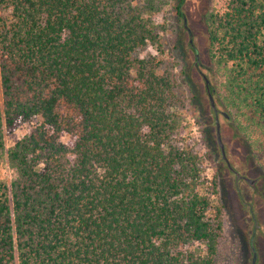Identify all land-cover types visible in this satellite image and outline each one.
I'll use <instances>...</instances> for the list:
<instances>
[{"label":"trees","instance_id":"obj_1","mask_svg":"<svg viewBox=\"0 0 264 264\" xmlns=\"http://www.w3.org/2000/svg\"><path fill=\"white\" fill-rule=\"evenodd\" d=\"M156 10L0 0V153L7 130L32 125L7 151L0 264H216L218 180L186 136L175 68L143 53L160 43ZM206 24L230 115L262 163L264 0H222Z\"/></svg>","mask_w":264,"mask_h":264},{"label":"rangeland","instance_id":"obj_2","mask_svg":"<svg viewBox=\"0 0 264 264\" xmlns=\"http://www.w3.org/2000/svg\"><path fill=\"white\" fill-rule=\"evenodd\" d=\"M152 1L157 4L152 19L161 29V39L143 53L162 61L163 68H175L180 81L186 136L206 162L207 175L218 180L216 202L222 208L223 228L216 264H264V162L250 157L246 137L239 130L241 123L230 115L229 100L224 97L227 94L225 69L214 64L210 54L206 17L222 6V0H186L185 21L177 16V0ZM191 38L197 52L191 47ZM204 76L215 88L213 96L218 115L212 109ZM217 117L232 166L242 176L254 180L253 185L244 179L237 182L236 175L222 158ZM31 127L29 123H21L6 131V150L0 153V182L14 180L7 151Z\"/></svg>","mask_w":264,"mask_h":264},{"label":"water","instance_id":"obj_3","mask_svg":"<svg viewBox=\"0 0 264 264\" xmlns=\"http://www.w3.org/2000/svg\"><path fill=\"white\" fill-rule=\"evenodd\" d=\"M191 43H193V40L191 38ZM210 101H211V105H212V109L213 111L215 112L216 115L219 114V110L218 108L216 107V102H215V99H214V96L212 94H210ZM217 140H218V144H219V147H220V150H221V154H222V158L225 160V162L227 163L228 165V168L231 172H233L235 175H236V179H237V182H239L240 180H246L248 183H250L251 185H253L255 183L254 180H251L249 178H246L244 176H242L231 164L229 158H228V155H227V151H226V147H225V144L223 142V138H222V134H221V126H220V121L217 117Z\"/></svg>","mask_w":264,"mask_h":264}]
</instances>
